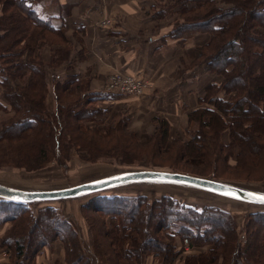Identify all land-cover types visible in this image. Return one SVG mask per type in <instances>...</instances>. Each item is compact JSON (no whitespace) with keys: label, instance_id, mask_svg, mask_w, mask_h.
I'll return each mask as SVG.
<instances>
[{"label":"trees","instance_id":"16d2710c","mask_svg":"<svg viewBox=\"0 0 264 264\" xmlns=\"http://www.w3.org/2000/svg\"><path fill=\"white\" fill-rule=\"evenodd\" d=\"M175 1L180 6L178 14L182 15L183 19L182 22L174 24V28L169 33L170 37H181L192 32L210 34L211 40L200 48L196 62L204 64L209 74L214 73L223 80L219 84L210 83L205 87L204 95L199 102L201 105L206 104V107H198L188 113L189 124L195 126L191 137L187 140L175 139L172 145L180 144L185 151L187 150L184 157L191 161L193 159H189L187 154L189 150L192 157H201L205 150L218 143L223 149L224 147L229 149L230 144L220 143L218 133L220 130L232 127L231 135L234 141L229 157L237 147L239 150L236 156L239 157L244 148L251 144L264 149V144L261 143L264 141V134L253 136V131L257 127L264 129V109L261 108L264 107V61L252 70L251 78L240 79L239 76L243 73L245 65L233 57L235 52L247 50L256 57L261 55L253 49L259 38L264 39V0H222L233 3L228 9L218 8L216 0ZM8 3L12 9H8V12L0 16L2 30L0 31V113H10L11 116L7 121L0 123V150L26 151L25 157L16 160V164L20 165L15 168L40 169L50 161L51 155L52 157L53 154L55 155V150L65 155L72 146L87 152L91 134L102 138L119 131L117 127L107 128L106 131L97 128L98 125L94 123L101 122H97L95 118L100 113L103 114L94 106L95 102L100 100L99 96L85 94L82 82L76 76H66L63 80L53 82L56 87V108L54 112L47 111L46 70H54L57 64L66 59L68 50H60L58 54L52 56V61L46 63L39 53L34 54L35 52L27 50L25 45L27 41H38L45 32L62 39L63 32L54 29L49 21L38 16L34 9L25 5L24 0H9ZM245 15H251L254 19L248 21L250 19ZM27 26L36 30L31 32ZM253 28L254 31H251ZM248 39L256 43L250 45ZM39 42L46 43V40ZM259 47H262V44ZM250 91L256 94L257 98L250 100L253 99L249 97ZM233 113L234 121H228L226 116ZM253 115L259 118L254 120ZM204 116L208 121L203 119ZM245 121L248 126L244 127ZM157 122L161 124L159 128L163 130L161 138L168 139L167 121L157 120ZM55 123L61 126V132L52 131ZM94 146H98L96 141ZM196 162H199L198 165L206 163L202 158L201 160L198 158ZM12 206L16 207L18 211L16 214ZM85 209L102 217L104 223L108 219L110 230L104 233L106 240L103 238L100 241L94 240L95 254L106 259L112 252L114 257L126 261L130 258L134 260L128 264H142L141 244L153 242L154 249L151 255L154 258L160 257L163 264L171 263L180 251H177L173 244L161 245L158 243V237L155 245L152 234L162 233L168 239H173L175 237L168 234L170 232L168 230L176 227L175 236L183 239L188 247L195 246L192 240L206 242L208 236L211 234L215 236L214 249H211L207 255L200 254L188 258L186 264H217L219 260H222L221 264H236L238 261H243L244 254L252 259L250 264H264V241L262 246L247 245L242 248L236 241L235 231L232 230L229 235L221 234V230L215 233V229H222L224 225L215 219L223 220L228 227L232 226L228 214L215 208L207 207L197 211L169 198H158L151 204L145 197H100L91 200ZM180 209L189 213L177 217L174 212ZM158 210H163L164 214L159 213L153 221V213H158ZM206 213L211 215L205 216ZM170 214H173L175 219L171 226L167 223L172 222L169 221ZM40 219L49 224V236L53 234L56 237L60 236L57 228L59 222L69 228L53 209H40L37 216H34L29 208L22 205L0 203V224L12 223L7 233L14 243V251L10 253L9 258L10 264H27V261L23 262L26 255H29V260L32 259L33 262L35 256L46 246L47 237L42 235L38 241L41 248L39 246V249L33 248L30 245L32 253H26L28 245L25 241ZM137 221L140 222V226L136 224ZM153 222L155 224L152 226ZM209 223L213 226H209ZM223 230H226V226H223ZM260 247L263 251H259ZM7 250L11 252L9 248ZM76 252L74 258L79 257L83 260L84 255L81 256L78 250ZM236 255H240V258ZM82 264L91 263L82 261Z\"/></svg>","mask_w":264,"mask_h":264},{"label":"rangeland","instance_id":"374dc122","mask_svg":"<svg viewBox=\"0 0 264 264\" xmlns=\"http://www.w3.org/2000/svg\"><path fill=\"white\" fill-rule=\"evenodd\" d=\"M2 1V2H1ZM0 2L3 3L0 4V16L4 14L5 12H8V9H12L10 4L8 3L9 0H1ZM25 5L30 6V0H24ZM225 4L229 6H233L232 2H223L222 0H216V6L218 8L220 7V4ZM171 5H176V14L174 16L173 20V27H169L171 29L174 28V24L177 22H182L183 16L178 14L179 11V4H176L175 0L171 1ZM168 5H165V9H162L161 15H154L157 10H161V8H156L155 10L152 9L150 11V19L152 20H159L160 21H170V20H164L160 18H166L169 17V13L172 12V9L168 8ZM31 7V6H30ZM171 7V6H170ZM32 8V7H31ZM33 9V8H32ZM7 10V11H5ZM38 10V9H37ZM37 12V11H36ZM38 16L40 14L37 12ZM163 14V15H162ZM41 17V16H40ZM148 17V15H146ZM186 17V15L184 16ZM245 17H248V21L253 20L251 15ZM43 18V17H41ZM45 19V18H43ZM47 20V19H45ZM49 21V20H47ZM50 22V21H49ZM103 23H101L102 25ZM106 25V23L104 24ZM188 26V25H184ZM31 32L35 31L36 29L31 28L27 26ZM168 28V29H169ZM171 29L169 30L168 34L170 33ZM255 28H253L254 31ZM2 32V30L0 29ZM38 31V30H37ZM199 31V29H197ZM62 39L60 37H54L50 35V33L45 32V34L36 42H28L25 45L26 49L29 51L35 52L34 54L40 55L43 61L50 62L52 61V56L55 54H58L60 50L67 51L66 59L62 60L59 64H57L56 68H54L55 73H61L64 70H69L71 68L75 67V63L77 62H83L85 57H83L78 50L77 43L79 42V37L75 34H71L70 32H65L64 30ZM204 33V32H203ZM206 33V32H205ZM208 34V33H206ZM209 41L211 40L210 34H208ZM47 38V39H45ZM46 40V43L39 42L41 40ZM259 42H254L253 40H247L250 45H254L255 51L261 53L260 56H254L253 54H249L250 51H237L234 53L233 57L236 59H239L241 62L244 63L245 69L241 76H239L240 79L244 78H251V72L254 70V68L259 64H261L264 61V39L259 38ZM260 44H262V47H259ZM262 48V49H260ZM198 65L195 61L190 66H196ZM188 64H181L182 71L184 72L186 68L188 67ZM47 71V70H46ZM123 74L125 72L118 71V70H110L105 79V85L104 88L107 90L108 84L112 81L114 74ZM128 74V73H125ZM209 74V73H208ZM138 75V74H136ZM140 76V75H138ZM209 76L215 77V80L213 82L220 83L222 82L223 78L221 76H218L216 74H209ZM142 77V76H141ZM144 78V77H143ZM147 81L146 86L143 88V91L141 94L136 95H128L131 98H136L137 100H145L149 98L147 95V92L150 91L151 83L146 78H144ZM181 80V77H180ZM187 81V80H186ZM206 81H204L205 83ZM212 82V81H211ZM185 81H180L181 87L183 88ZM188 84V83H187ZM210 84V83H209ZM208 84V85H209ZM55 85H51L48 82V93L46 97V109L48 112L53 111L56 108L55 103ZM82 88L85 90V82L82 83ZM188 88V87H187ZM204 89L205 87H202L201 90V96L204 95ZM255 92V91H254ZM256 93V92H255ZM57 94V93H56ZM114 96H121V95H114ZM126 96V95H124ZM201 96L199 98H201ZM256 94H253L251 91L249 93V97L253 98L250 100H254V98H257ZM100 97V96H99ZM204 98V97H203ZM100 100L103 99V97L99 98ZM129 99V98H128ZM151 99V97L149 98ZM105 100V99H103ZM96 101L94 106L98 107L103 114H99L96 116L95 120H98L97 122L101 123H94L98 125L97 128L104 129V131L107 130V128H119V131H115L110 136L106 137L103 136L102 138L94 135H90L89 142L87 145V152L80 150L76 147L70 146L68 148V152L64 155L63 153H59L58 150H55V155L53 154L50 156V161H48L43 167L40 169H34V170H25L23 168H15L16 166H19L20 164H16V160L22 157H25L26 151L19 152L18 150L15 151H2L0 150V181L7 182L11 184H15L18 186H25V185H31L33 187H43V186H58V185H64L66 183H72L79 180L87 179L96 177L101 174H108L112 171L120 170V169H139V168H159V169H167L172 171H180L189 173L192 175L202 176V177H212L216 179H221L225 181L234 182L249 188L253 189H260L264 190V149L261 146H256L254 144L248 145L244 148V151H242V155L236 156L237 151L239 148H235L233 151V154L231 157L230 151L233 140V136L231 135L232 127L225 128L223 130L219 131V136L216 134V136L219 137V141L221 144H230L229 149L222 146L218 143V145H212L207 150L203 152L201 157H192L190 155V150L187 152L189 159L188 160L184 157L185 151L180 144H173V140H187L191 137L193 133V129H195V126L189 124L188 120V113L192 110H195L198 107H206V104H200L199 100L197 101V106L192 109L186 111L182 110L179 111L180 116H183L185 118H175V121H171L172 124L163 117L162 112L157 111H150L149 116V122L144 123L141 126L139 122L136 119L134 121V115L135 110H132V107L130 104H113L108 105V103L104 101ZM261 107V106H260ZM264 109V107H261ZM9 114L0 113V123L7 121L8 118H10ZM254 120L255 118H259V116L253 115ZM228 118V121H234V113L229 114L226 116ZM233 118V120H232ZM204 120L208 121L207 117H203ZM140 120V116H139ZM157 120H165L167 121L169 128H167L168 132V139H162L161 133L162 129L159 128L160 123L157 122ZM141 121V120H140ZM246 121L244 122V127L248 126V123ZM90 124V123H89ZM93 124V125H94ZM63 127V126H62ZM61 126L59 124H54V127L52 128V131L56 133V131L61 132ZM210 130V129H209ZM103 131V132H104ZM205 131L207 129L205 128ZM160 132V133H159ZM247 134V133H245ZM257 134H264V129L256 128L253 131V136L258 137ZM133 138H132V137ZM156 136V138L154 137ZM95 138V139H94ZM162 139V140H161ZM161 140V141H160ZM95 141L97 142L98 146H94ZM100 142V145H99ZM211 143L210 141H208ZM218 142V141H217ZM23 143V142H22ZM264 144V141L261 142ZM8 143H6L7 145ZM220 145V146H219ZM91 151V152H90ZM240 153V152H239ZM228 156V157H227ZM198 158H201L206 161V163L199 164V162H196ZM64 161L66 164V167L60 166V161ZM24 165V164H21ZM25 182V183H23ZM20 183V184H17ZM24 184V185H22ZM143 187V186H139ZM156 190H160L157 187H154ZM150 189H144L147 193L151 191ZM163 193L161 192H155L154 194ZM149 194V193H148ZM158 196V198H161V196ZM188 196V197H187ZM88 199V198H87ZM186 200L187 202H183L182 204H185V207L196 209L197 211H201L203 208H207V206L202 205L201 203L197 204L195 203L196 199H199L200 201H212L211 199H216L212 197H207L200 192H195L193 190H186ZM149 201V200H148ZM216 201H220L216 199ZM223 201V200H222ZM90 201H87L86 198L79 200V202H75V204L66 203L63 205L68 210H72L70 213L73 214L76 217V221L82 226L83 230V237H85L86 245L89 246L93 256L92 260H88L85 254L82 250L81 241L78 237V235L73 231L71 227H67L62 225L60 222L57 224V228L60 231V236H55L54 234L49 236V224L45 222V220L40 219L38 221V224L34 226V228L31 229V235L28 237V240L25 241V243L28 245V248L26 250V253L31 254L32 253V247H37V249L41 248L39 245V239L42 235H45L47 242L42 248L43 252L46 253L48 250H51L58 254V258L54 262L55 264H76L81 263L82 261H87L91 264H128L134 260L130 258L129 261L123 260L122 258H117L112 255V252H110L109 257L107 259L104 256H101L99 254H95V246H94V240L105 239L106 237L104 233L110 230V224L106 219V223L103 222V218L99 217V215H95V213L87 211L85 209L86 205ZM222 203V202H220ZM226 206V205H225ZM224 210L215 208L219 211H223L228 214L230 219L232 220V226L228 227L227 224L223 220L215 219V221H221V223H224L222 225V229L218 228L215 229V233L222 231L221 234L225 233L226 235H229L228 233H232L235 231V237L236 241L240 244V246L243 248L247 245H259L262 246L264 241V213L257 212V209L253 206H248L241 203L229 204L228 210ZM214 208V207H211ZM12 209H14V213L16 214L18 211L16 207L12 206ZM40 209H51V208H37V210ZM17 211V212H16ZM31 211V210H30ZM56 211V210H55ZM60 217L63 219L62 214L60 210L56 211ZM158 213H153V221L156 220L157 215L164 214L163 210H158ZM177 214V217L183 213H189L188 211H184L183 209H180L177 212H174ZM171 217L169 218V221L167 222L170 226L175 222V219L173 217V214H170ZM211 214H207L205 216H209ZM37 216V214H36ZM217 216V215H216ZM195 220V218H193ZM198 219V218H197ZM166 220V219H165ZM164 220V221H165ZM199 220V219H198ZM140 221V219H139ZM216 222V223H217ZM8 223L9 228L12 227L11 222H5ZM140 226V222H136V224ZM215 223V224H216ZM227 223V222H226ZM155 222H153L151 225L153 226ZM214 224V225H215ZM209 226H213V224L209 223ZM223 226H226V230H223ZM8 229L2 233L1 239H0V248H2L7 253V259L10 258V253L14 251V243L8 233ZM152 229V227H151ZM48 231V232H47ZM168 231V234L173 235L175 238L168 239L164 236V234H152L153 241L155 242V245L157 244V237L159 238L158 243H161V245H174L176 250L180 251L175 259L168 264H186V261L188 258L191 257H197L198 255H207L208 252L211 249H214L216 246V240L214 239L215 236L211 234L206 238V242L204 240L200 241H193L194 247H188L185 241L181 238H178L175 236V231H177V228L172 227ZM195 231V230H193ZM163 232V231H162ZM164 233V232H163ZM202 233V232H201ZM100 237V238H99ZM10 238V239H9ZM6 249H5V247ZM32 247H31V246ZM75 245V246H74ZM264 245V244H263ZM30 246V247H29ZM39 246V248H38ZM153 242L151 243H142V253L143 254L140 257V260L142 264H155V263H162L160 257H153L151 255L153 248ZM4 247V248H3ZM11 250H7L8 248ZM261 248V247H260ZM114 249V248H113ZM131 249V248H130ZM76 250H78L83 256V260H80L79 257L74 258L75 255H77ZM81 250V251H80ZM62 251V252H61ZM69 251V253H68ZM259 251H263L261 248ZM237 258H240V255H236ZM29 255H26L24 257L23 262L27 261V264H35V261L32 259L29 260ZM44 257V256H43ZM36 258V256H35ZM243 261H238L236 264H250L252 262V259L250 256L242 255ZM120 259V260H119ZM139 260V259H138ZM137 260V261H138ZM136 261V262H137ZM7 263H10L11 260L6 261ZM147 262V263H146ZM52 263V264H54ZM222 260H219L217 264H221ZM45 264H51L45 263Z\"/></svg>","mask_w":264,"mask_h":264},{"label":"crops","instance_id":"0c3cea01","mask_svg":"<svg viewBox=\"0 0 264 264\" xmlns=\"http://www.w3.org/2000/svg\"><path fill=\"white\" fill-rule=\"evenodd\" d=\"M171 1L30 0L29 5L49 20L54 29L79 37L78 52L86 59L61 73L47 69L48 82L53 85L54 81L63 80L66 76H76L83 84L85 82V94L103 97L105 100L98 101L107 102V106L130 104L136 111L134 121L136 116L141 126L143 122H149L150 111L162 112L171 124L175 118H185L178 112L194 109L201 96L200 89L216 82L204 64L190 66L197 59L200 48L209 42L208 34L192 32L175 38L168 34L176 14V6L171 5ZM168 4L172 12L160 20L170 21L150 19L152 9L161 8L154 13L161 15ZM220 7L228 9L230 6L222 3ZM184 63L189 66L183 72L180 66ZM110 70L146 78L151 83L147 92L151 99L137 100L109 94L104 85ZM180 81H185L183 88ZM8 228V223H1L0 235ZM58 256L51 250L46 253L42 250L34 261L35 264H52ZM6 261H9L7 253L0 248V264H10Z\"/></svg>","mask_w":264,"mask_h":264},{"label":"water","instance_id":"95a60500","mask_svg":"<svg viewBox=\"0 0 264 264\" xmlns=\"http://www.w3.org/2000/svg\"><path fill=\"white\" fill-rule=\"evenodd\" d=\"M60 166L66 167L65 162L61 160ZM154 187L160 190H156ZM145 188H152V190L148 194L144 191ZM186 190L200 192L207 197L220 200H195V203H203L202 205L207 207L223 209L226 205V211L229 204L236 202L251 205L257 209V212L264 213V202L259 199V197L264 196V190L253 189L212 177L159 168L120 169L56 187L18 186L0 181V203L22 205L29 208L34 216H36L39 207L60 210L63 221L78 235L82 242L83 253L90 261L93 254L89 246L86 245L82 226L80 224L79 227L76 217L71 214L72 210H68L63 205L66 203L75 204L84 198L91 201L100 197H145L152 204L158 197L156 195L183 203L188 200L186 199ZM161 191L163 193L154 194Z\"/></svg>","mask_w":264,"mask_h":264},{"label":"built area","instance_id":"2783aa9c","mask_svg":"<svg viewBox=\"0 0 264 264\" xmlns=\"http://www.w3.org/2000/svg\"><path fill=\"white\" fill-rule=\"evenodd\" d=\"M113 79L108 84L107 92L111 95H136L141 94L147 81L134 74H114Z\"/></svg>","mask_w":264,"mask_h":264},{"label":"snow or ice","instance_id":"6c2138e0","mask_svg":"<svg viewBox=\"0 0 264 264\" xmlns=\"http://www.w3.org/2000/svg\"><path fill=\"white\" fill-rule=\"evenodd\" d=\"M261 202H264V196L259 197Z\"/></svg>","mask_w":264,"mask_h":264}]
</instances>
